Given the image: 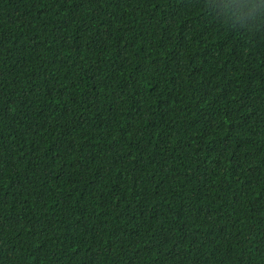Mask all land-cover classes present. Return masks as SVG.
I'll return each instance as SVG.
<instances>
[{"label": "trees", "instance_id": "obj_1", "mask_svg": "<svg viewBox=\"0 0 264 264\" xmlns=\"http://www.w3.org/2000/svg\"><path fill=\"white\" fill-rule=\"evenodd\" d=\"M0 264H264V0H0Z\"/></svg>", "mask_w": 264, "mask_h": 264}]
</instances>
